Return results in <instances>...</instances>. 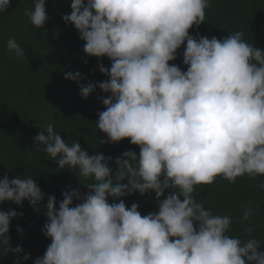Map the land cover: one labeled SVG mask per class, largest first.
Wrapping results in <instances>:
<instances>
[{
	"label": "clouds",
	"instance_id": "obj_1",
	"mask_svg": "<svg viewBox=\"0 0 264 264\" xmlns=\"http://www.w3.org/2000/svg\"><path fill=\"white\" fill-rule=\"evenodd\" d=\"M10 2L0 0V13ZM209 3L70 0L63 22L78 32L87 57H106L110 67L98 63L107 77L98 83H80L79 71L65 72L64 79L77 83L83 99L97 88L106 94L95 122L106 137L100 143L127 139L139 155L125 151L114 161L89 155L79 142L66 143L53 123L35 135L32 147L57 170L67 167L85 181L78 179L87 192L69 186L60 202L49 195L45 204L32 176L0 179V203L27 201L36 213L43 206L42 234L51 242L33 264H264L255 228L247 224L251 208L237 221L249 237L241 240L228 234L231 216L213 214L193 195L218 176L231 183L264 176V51L240 31L222 40L190 35L204 23ZM24 15L42 28L45 0H32ZM182 45L186 70L169 63ZM6 52L25 59L14 37ZM133 193H154L157 211L142 215L137 203L126 206L122 198ZM17 215L0 211V254L22 252L10 244L9 225ZM29 259L25 253L23 261Z\"/></svg>",
	"mask_w": 264,
	"mask_h": 264
},
{
	"label": "trees",
	"instance_id": "obj_2",
	"mask_svg": "<svg viewBox=\"0 0 264 264\" xmlns=\"http://www.w3.org/2000/svg\"><path fill=\"white\" fill-rule=\"evenodd\" d=\"M31 4L32 0H11L7 11L0 13V179L5 175L10 180L32 176L45 194L46 204L49 195L60 202L61 193L69 186L81 194L87 192L72 171L67 167L57 170L53 160L32 147L35 135L47 124L53 123L66 143L79 142L89 155L99 152L114 161L125 151L139 155V148L127 139L101 144L106 137L97 130L95 122L97 113L104 110L101 97L106 94L97 88L83 99L77 83L64 79L65 72L79 71L84 77L80 83H98L107 79L100 74L98 63L110 67L106 57L100 61L87 57L82 51L84 42L79 39L78 32L63 22L62 17L71 11L70 0H45L48 19L40 29L34 28L24 15L25 8ZM236 31L243 33L246 42H252L264 51V0H210L204 23L198 28L193 26L189 34L222 40ZM12 37L24 48V60L7 54L6 43ZM183 50L184 45L177 50V59L169 63L186 70L182 63ZM109 166L114 173L115 164ZM80 182L86 183L82 179ZM260 184H264V176L251 178L244 175L235 183L218 176L210 185L197 186L193 195L213 214L231 216L233 222L228 234L241 240L249 237L237 221L245 209L251 208L253 214L247 224L255 228L252 235L264 250V189L259 187ZM168 194L165 190L164 197ZM154 197V193H146L143 197L133 193L122 199L128 207L137 203L140 213L146 215L157 211ZM113 202L119 201L109 198V203ZM9 209L18 213L10 221V244L13 248L19 245L22 252L19 256L0 254V264H14L17 260L21 264H33L51 242L42 234L46 220L43 206L40 213H36L27 201L20 206L0 203V211ZM25 253L30 254L27 261H23Z\"/></svg>",
	"mask_w": 264,
	"mask_h": 264
}]
</instances>
